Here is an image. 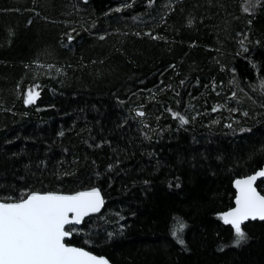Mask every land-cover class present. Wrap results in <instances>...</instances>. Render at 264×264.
I'll return each mask as SVG.
<instances>
[{"label":"trees","instance_id":"obj_1","mask_svg":"<svg viewBox=\"0 0 264 264\" xmlns=\"http://www.w3.org/2000/svg\"><path fill=\"white\" fill-rule=\"evenodd\" d=\"M262 82L264 0H0V199L98 187L66 242L113 264H264V220L220 219L264 168Z\"/></svg>","mask_w":264,"mask_h":264},{"label":"snow or ice","instance_id":"obj_2","mask_svg":"<svg viewBox=\"0 0 264 264\" xmlns=\"http://www.w3.org/2000/svg\"><path fill=\"white\" fill-rule=\"evenodd\" d=\"M68 39L71 41L73 37L69 35ZM261 86L264 88V82ZM38 97V91L30 90L25 103H35ZM173 116L178 117L181 124L187 123L179 113ZM262 177L264 170L236 180V206L220 214L223 223L234 230L235 246L248 238L242 229L245 221L264 220V195L254 186ZM103 204L97 188L75 194L34 191L16 200L10 197L0 199V264H108L103 257L65 243V239L72 235L66 226L80 224L85 216L99 212ZM185 227L184 222L176 218L171 228L172 236L180 244L184 243L181 234Z\"/></svg>","mask_w":264,"mask_h":264},{"label":"water","instance_id":"obj_3","mask_svg":"<svg viewBox=\"0 0 264 264\" xmlns=\"http://www.w3.org/2000/svg\"><path fill=\"white\" fill-rule=\"evenodd\" d=\"M260 170H264V168H261V169H259V170H257V171H260ZM257 171H255V172H253V173H250V174H248V175H245V176L238 177V178H236V179L233 181V187H234V190H235V198H236V195H237V189H236V187H235V181L238 180V179H244V178H246V177H248V176L254 175ZM262 178H264V177H262ZM262 178H258V179L256 180L255 185H254V186L256 187V189H257V186H256L257 182H258L260 179H262ZM92 188H97V189H99L98 187L94 186V187H90V188H85V189L76 190V191H73V192H59V193H62V194H75V193H77V192L89 191V190H91ZM99 190H100V189H99ZM257 191H258L261 195H264V194H262L258 189H257ZM32 192H34V191H32ZM36 192H39V191H36ZM45 192H57V191H45ZM41 193H44V192H41ZM100 193H101V196H102V198H103V200H104V196H103L101 190H100ZM235 198H234V204H233V206H232L231 208L227 209L226 211H224L223 213H225V212H227V211H229V210L235 208V206H236V205H235ZM103 208H104V204H103V206L101 207V209H100L99 212L90 213L88 216L99 214V213L102 211ZM88 216H85L84 219L87 218ZM84 219L82 220V222H81L80 224H77V225H71V226H76V227L81 226L82 223H83V221H84ZM249 220H251V219H249ZM255 220H260V219L257 218V219H255ZM246 222H247V221H245L244 223H246ZM67 227H69V226H66V230H68ZM71 236H72V235H71ZM71 236H70V237H67V238L65 239V243L68 244V245H70V246H75V247L83 248V247H80V246H76V245H74V244H69V243H67L66 240H67V239H70ZM83 249H85V248H83ZM85 250H86V251H89V250H87V249H85ZM89 252L92 253V254H94V255H96L97 257H103V258L107 259L108 264H113V263H112V262H111L106 256H104V255H99V254H95V253H93V252H91V251H89Z\"/></svg>","mask_w":264,"mask_h":264},{"label":"rangeland","instance_id":"obj_4","mask_svg":"<svg viewBox=\"0 0 264 264\" xmlns=\"http://www.w3.org/2000/svg\"><path fill=\"white\" fill-rule=\"evenodd\" d=\"M32 72L35 76H38L39 74H42V73L47 74V75L53 74V71L51 70V68H46V67H41V66H35ZM30 90L38 91L36 85H33L31 88H29V90H27V93Z\"/></svg>","mask_w":264,"mask_h":264}]
</instances>
